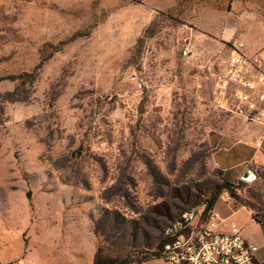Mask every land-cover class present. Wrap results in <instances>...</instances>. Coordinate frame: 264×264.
Here are the masks:
<instances>
[{"label":"rangeland","instance_id":"rangeland-1","mask_svg":"<svg viewBox=\"0 0 264 264\" xmlns=\"http://www.w3.org/2000/svg\"><path fill=\"white\" fill-rule=\"evenodd\" d=\"M215 7L226 0H0L1 261L37 246L39 213L65 226L56 214L73 204L97 250L144 264L173 219L225 180L237 196L219 206L255 205L264 220V168L248 184L212 161L210 137L236 112L213 95L227 48L214 51L195 19Z\"/></svg>","mask_w":264,"mask_h":264},{"label":"crops","instance_id":"crops-1","mask_svg":"<svg viewBox=\"0 0 264 264\" xmlns=\"http://www.w3.org/2000/svg\"><path fill=\"white\" fill-rule=\"evenodd\" d=\"M242 5L240 0H226L224 9L209 8L199 12L200 17L195 19L204 21L200 27L206 34H201L216 43L214 51L224 52L227 48L228 56L235 47L243 46L245 54H259L264 58V9L253 11L252 6L248 9ZM262 114L260 122H248L245 117L234 112L230 115L232 126L221 131L222 136L210 137L214 150L212 161L225 173L238 172L241 177L248 170L255 172V168H264V142L260 145L264 138V112ZM232 152H248L249 155L240 163L232 165L228 162V154ZM219 203L220 200L214 211L220 218L238 225L242 235L258 247L257 262L264 264V223L258 222L253 210L245 205L225 202L219 206ZM53 216L46 212L39 213L37 231L33 234L37 246L32 251L26 252L19 247L16 257L3 258L0 264H94L98 240L87 210L84 212L83 208L73 204L65 207L64 213L56 214L59 223L64 219L65 226L54 225ZM144 264L172 263L161 258Z\"/></svg>","mask_w":264,"mask_h":264},{"label":"built area","instance_id":"built-area-1","mask_svg":"<svg viewBox=\"0 0 264 264\" xmlns=\"http://www.w3.org/2000/svg\"><path fill=\"white\" fill-rule=\"evenodd\" d=\"M188 50L184 54H188ZM214 100L220 108L230 105L236 113L248 116L264 102V58L249 56L243 46L235 47L221 61ZM132 81L142 88L144 79L136 75ZM230 96L236 98L233 105ZM225 225L227 228H225ZM170 239L162 251V259L172 264H259L258 247L249 242L238 225L220 218L207 204L184 212L167 227Z\"/></svg>","mask_w":264,"mask_h":264},{"label":"trees","instance_id":"trees-1","mask_svg":"<svg viewBox=\"0 0 264 264\" xmlns=\"http://www.w3.org/2000/svg\"><path fill=\"white\" fill-rule=\"evenodd\" d=\"M236 189L237 188H236V186L234 184H232L229 181L225 180L221 185H219L218 187L213 189L208 196L205 195V197H207V200H206L207 211L214 210L216 204L220 200L221 195L225 191L229 192L231 194V196L236 197L237 196L236 195ZM197 206L198 205H196L193 208H196ZM247 207H249L251 210H255V205L247 204ZM193 208H191V209H193ZM186 211L187 210H185V211L181 212L180 214H178L177 217L173 219V221H176L178 218H180V216ZM253 216L258 222L264 223V220L261 219L257 214H254ZM169 241H170V239L167 238L164 235V233H163L162 238L160 239V241L158 243V248L152 254L153 258H145L143 260V263L148 262L149 260H152V259H161L162 258V251L164 249V246ZM94 264H135V260H133V258H131L130 256H126V257H110V256H107V255H104L102 253L101 248H100V249L97 250Z\"/></svg>","mask_w":264,"mask_h":264},{"label":"water","instance_id":"water-1","mask_svg":"<svg viewBox=\"0 0 264 264\" xmlns=\"http://www.w3.org/2000/svg\"><path fill=\"white\" fill-rule=\"evenodd\" d=\"M256 179V174L254 171H246L243 175H241L240 180L246 183H251Z\"/></svg>","mask_w":264,"mask_h":264}]
</instances>
